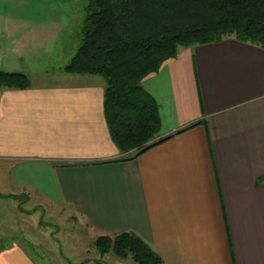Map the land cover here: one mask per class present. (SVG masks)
Segmentation results:
<instances>
[{
  "label": "crops",
  "instance_id": "crops-1",
  "mask_svg": "<svg viewBox=\"0 0 264 264\" xmlns=\"http://www.w3.org/2000/svg\"><path fill=\"white\" fill-rule=\"evenodd\" d=\"M63 68L64 83L0 90V186L12 191L0 195L67 216L93 241L132 233L163 264H264L263 49L227 38L146 76L159 142L138 156L111 141L103 79ZM1 242L0 264L42 263Z\"/></svg>",
  "mask_w": 264,
  "mask_h": 264
},
{
  "label": "trees",
  "instance_id": "trees-1",
  "mask_svg": "<svg viewBox=\"0 0 264 264\" xmlns=\"http://www.w3.org/2000/svg\"><path fill=\"white\" fill-rule=\"evenodd\" d=\"M80 35L63 72L103 79V115L111 141L120 153L136 151L138 156L159 142L160 128L157 105L142 80L193 46L233 38L264 50V0H87ZM29 87L22 73H0V90ZM91 245L99 255L163 264L132 233L98 237Z\"/></svg>",
  "mask_w": 264,
  "mask_h": 264
},
{
  "label": "rangeland",
  "instance_id": "rangeland-1",
  "mask_svg": "<svg viewBox=\"0 0 264 264\" xmlns=\"http://www.w3.org/2000/svg\"><path fill=\"white\" fill-rule=\"evenodd\" d=\"M86 5L87 0H0V73H22L35 86L64 83L54 72L80 43ZM6 190L12 192L0 186L1 194ZM0 236L35 250L43 264H134L130 257L99 255L69 217L23 198L0 200Z\"/></svg>",
  "mask_w": 264,
  "mask_h": 264
}]
</instances>
